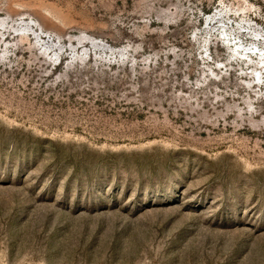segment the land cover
I'll return each mask as SVG.
<instances>
[{
  "label": "rangeland",
  "instance_id": "rangeland-1",
  "mask_svg": "<svg viewBox=\"0 0 264 264\" xmlns=\"http://www.w3.org/2000/svg\"><path fill=\"white\" fill-rule=\"evenodd\" d=\"M0 264H264V0H0Z\"/></svg>",
  "mask_w": 264,
  "mask_h": 264
},
{
  "label": "bare ground",
  "instance_id": "bare-ground-1",
  "mask_svg": "<svg viewBox=\"0 0 264 264\" xmlns=\"http://www.w3.org/2000/svg\"><path fill=\"white\" fill-rule=\"evenodd\" d=\"M21 39V38H20ZM19 48V47H18ZM24 51V50H23ZM44 64V63H43Z\"/></svg>",
  "mask_w": 264,
  "mask_h": 264
}]
</instances>
